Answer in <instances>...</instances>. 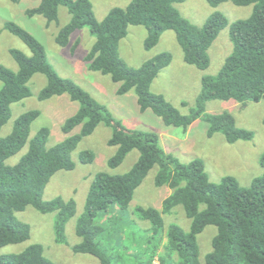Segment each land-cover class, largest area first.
I'll use <instances>...</instances> for the list:
<instances>
[{
    "label": "trees",
    "instance_id": "16d2710c",
    "mask_svg": "<svg viewBox=\"0 0 264 264\" xmlns=\"http://www.w3.org/2000/svg\"><path fill=\"white\" fill-rule=\"evenodd\" d=\"M205 1L212 8L227 2L238 7L253 5V12L249 18L229 25L227 18L216 11L203 26L197 27L176 8L185 0H131L125 8H112L102 21L97 20L91 0H41L36 7L28 9L26 15L30 18L42 16L49 26L58 20L59 8L65 7L70 21L59 30L56 43L66 47L76 31L88 28L95 37L85 58L88 69L109 76L118 84L116 94L119 96L134 91L141 113L151 110L165 126L182 128L184 132L203 119L208 137L222 133L229 144L249 142L253 133L238 128L231 113L206 114L205 103L219 100L244 106L264 100V0ZM130 27L147 30L143 43L146 51L152 50L165 32L173 31L184 62L202 71L210 66L209 49L227 27L233 50L216 76L202 77L196 107L188 115H182L164 96L150 90L159 73L171 63L170 53L158 54L138 68L128 66L121 59L119 45L127 37ZM4 29L20 39L31 55L11 49L9 53L17 70L0 66V132L11 118V105L31 97L29 82L36 74L44 75L47 80L38 94L40 101L67 94L71 101L79 103V109L62 126L63 133L69 137L52 148L46 146L50 134L46 127L29 141L31 125L40 116L37 110L22 114L16 119L12 132L6 137L0 136V249L30 239V226L14 216L29 206L41 214L54 213L55 240L66 243L65 227L76 215V203L61 197L44 201L43 193L57 172L75 168L72 152L85 137L104 124L112 130L108 145L116 147L115 155L108 162L110 168L119 167L133 150L139 152V157L125 174L100 172L95 175L86 197L85 211L75 229L81 241L71 248L73 253L91 255L100 264H113L108 249L101 242L108 231L99 219L114 214L109 220L112 218L124 224L135 190L155 165H159L155 185L168 186L172 194L163 201L161 211L142 207L134 211L139 219L150 225V238L147 239L159 238L143 264H154L164 238L166 243L164 253L159 257L160 264H264V154L260 158L263 173L249 186H241L229 175L213 183L209 181L202 160L183 164L172 155H166L159 145L158 134L127 129L87 91L72 80L60 77L48 63L44 46L32 34L11 21ZM75 129L79 131L71 134ZM28 142V150L18 163L7 164ZM79 158L81 163L90 164L95 156L90 151H83ZM178 206L191 221L189 231L177 225L164 228L162 215L171 213ZM123 224L117 235L114 234L115 242H122L126 237ZM208 226L216 227L217 232L211 241L212 250L202 263L198 236ZM107 241L113 243V238ZM0 264L55 263L45 256L41 244H33L20 253L0 254Z\"/></svg>",
    "mask_w": 264,
    "mask_h": 264
},
{
    "label": "rangeland",
    "instance_id": "374dc122",
    "mask_svg": "<svg viewBox=\"0 0 264 264\" xmlns=\"http://www.w3.org/2000/svg\"><path fill=\"white\" fill-rule=\"evenodd\" d=\"M40 1L21 0L19 3H13L10 0H0V66L13 71L17 70V64L9 53L11 49L20 50L27 56L31 55L30 49L20 39L4 29V25L11 21L32 34L44 46L48 63L60 77L72 80L87 91L124 127L129 130L158 134L159 145L166 155H172L183 164H188L195 159L202 160L209 181L213 183H217L223 176L229 175L236 178L241 186L247 187L255 177L262 175L260 158L264 154V100L259 103H247L244 106L219 100L205 103L206 114L212 115L224 111L231 113L238 128L253 133V139L249 142L239 141L229 144L222 133H217L210 138L207 135V125L203 119L197 120L186 132L182 128L167 127L151 110H147L145 113L139 111L134 91L119 96L116 94L118 84H115L109 76L88 69L85 58L95 42V37L88 28L76 31L70 37L66 47L56 43L55 38L59 30L70 21V15L65 7L59 8L58 20L49 26L42 16L28 17L26 11L36 7ZM130 1L91 0L98 21H102L112 8H125ZM176 8L185 19L197 27L203 26L216 11L227 18L229 25L237 20L249 18L253 12V5L238 7L227 2L217 8H212L205 0H185L184 3L176 5ZM146 36L147 30L144 27H130L127 37L119 45L121 59L128 66L138 68L158 54L170 53L172 55L171 63L159 73L150 90L152 93L164 96L182 115H188L197 105L202 90V77L216 76L233 50L229 38V27L219 33L209 49L210 66L205 71L184 62L181 47L177 43L173 31L165 32L159 43L150 51H146L143 47ZM46 84L47 80L44 75L33 76L29 82L31 97L11 105L12 115L1 129V137H6L12 132L18 117L32 110L39 111L40 116L31 125L29 141L43 127L50 131L47 148H52L69 137L63 133L62 126L78 111L79 103L71 101L67 94L40 101L38 94ZM1 87L0 82V89ZM78 131L79 129H75L71 134ZM111 135L112 130L104 124H100L93 134L85 137L72 152L71 157L75 168L72 171L57 172L44 190V201L61 197L66 201L72 199L76 203V215L67 222L65 227L66 243L60 244L55 240V214H41L29 206L23 212H16L14 216L16 220L30 226V239L20 244L6 246L0 249V254L20 253L33 244H41L44 247L45 256L55 264H100L95 257L87 254H75L71 248L81 241L76 236L75 229L78 219L85 211L86 197L95 175L100 172L111 175L125 174L139 157V152L133 150L119 167L110 168L108 162L116 153V147L108 145ZM28 144L29 142L17 155L10 158L7 164L18 163L19 159L27 152ZM83 151H90L94 154L95 158L92 163L83 164L80 162L79 156ZM159 172L160 166L155 165L135 190L127 215L123 219L124 224L112 220L114 214L110 215L112 217L110 220L109 215L99 219L102 223L104 222L108 231L101 242L108 249L113 264L145 263L153 251L154 244L158 241V237L147 239L150 238L148 231L150 225L139 219L134 211L137 207L162 210L163 201L172 194V190L168 186L157 187L155 185ZM162 217L166 230L171 225H177L184 231L190 229L191 221L186 217L181 206L174 208L171 213L164 214ZM122 224L127 231L126 237L122 242H115L116 232ZM216 232V227L208 226L198 236L199 259L202 263L205 256L212 250L211 241ZM111 238H113V243L107 241ZM165 243L164 238L154 258V264H160L159 257L164 253L163 245ZM173 259L176 261L177 257L174 256Z\"/></svg>",
    "mask_w": 264,
    "mask_h": 264
},
{
    "label": "crops",
    "instance_id": "0c3cea01",
    "mask_svg": "<svg viewBox=\"0 0 264 264\" xmlns=\"http://www.w3.org/2000/svg\"><path fill=\"white\" fill-rule=\"evenodd\" d=\"M196 122H197V121H196ZM196 122H194L193 124H195ZM193 124H192V125H193ZM192 125H191V126H192ZM191 126H190V127H191Z\"/></svg>",
    "mask_w": 264,
    "mask_h": 264
}]
</instances>
